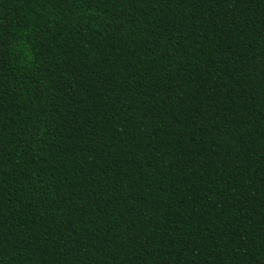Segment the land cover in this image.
I'll return each mask as SVG.
<instances>
[{
	"label": "trees",
	"instance_id": "obj_1",
	"mask_svg": "<svg viewBox=\"0 0 264 264\" xmlns=\"http://www.w3.org/2000/svg\"><path fill=\"white\" fill-rule=\"evenodd\" d=\"M0 264H264V0H0Z\"/></svg>",
	"mask_w": 264,
	"mask_h": 264
}]
</instances>
